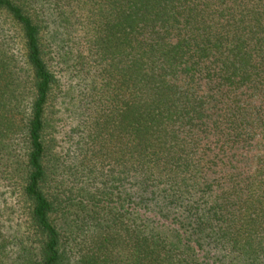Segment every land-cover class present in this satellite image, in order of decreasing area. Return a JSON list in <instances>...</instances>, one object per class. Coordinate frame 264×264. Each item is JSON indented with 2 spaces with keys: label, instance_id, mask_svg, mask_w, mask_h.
Listing matches in <instances>:
<instances>
[{
  "label": "trees",
  "instance_id": "trees-1",
  "mask_svg": "<svg viewBox=\"0 0 264 264\" xmlns=\"http://www.w3.org/2000/svg\"><path fill=\"white\" fill-rule=\"evenodd\" d=\"M0 264H264V0H0Z\"/></svg>",
  "mask_w": 264,
  "mask_h": 264
}]
</instances>
